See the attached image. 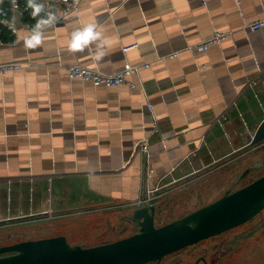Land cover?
<instances>
[{"label":"crops","instance_id":"0c3cea01","mask_svg":"<svg viewBox=\"0 0 264 264\" xmlns=\"http://www.w3.org/2000/svg\"><path fill=\"white\" fill-rule=\"evenodd\" d=\"M93 20L112 38L100 60L67 46ZM259 20L264 0H82L35 46L20 31L9 43L0 26V62L22 63L0 75V223L133 214L151 191L160 197L181 179L236 165L264 120V26H247ZM215 31L229 35L205 52L188 48ZM146 62L129 76L138 88L96 86L67 70ZM143 140L149 155L137 149Z\"/></svg>","mask_w":264,"mask_h":264},{"label":"rangeland","instance_id":"374dc122","mask_svg":"<svg viewBox=\"0 0 264 264\" xmlns=\"http://www.w3.org/2000/svg\"><path fill=\"white\" fill-rule=\"evenodd\" d=\"M249 152L236 165L221 167L209 175L186 177L174 183L176 188L173 190L165 188L164 193L153 201L157 207L156 225L179 219L219 199L228 190L234 191L262 176L264 167H255L238 182L246 169L263 161L264 142L253 146ZM113 213L102 211L56 220L0 223V247L56 235H65L72 245L93 246L132 235L134 225H127L124 220L131 217L132 212ZM126 225L128 230L121 235L119 231ZM202 258L209 264H264V210L243 225L169 255L160 264H196Z\"/></svg>","mask_w":264,"mask_h":264},{"label":"water","instance_id":"95a60500","mask_svg":"<svg viewBox=\"0 0 264 264\" xmlns=\"http://www.w3.org/2000/svg\"><path fill=\"white\" fill-rule=\"evenodd\" d=\"M264 142V120L252 145ZM264 160L246 169L238 182ZM157 207L134 210L132 235L93 246L72 245L65 235L26 239L0 247V264H146L243 225L264 210V174L219 199L167 224L157 226ZM194 223V227H189Z\"/></svg>","mask_w":264,"mask_h":264},{"label":"built area","instance_id":"2783aa9c","mask_svg":"<svg viewBox=\"0 0 264 264\" xmlns=\"http://www.w3.org/2000/svg\"><path fill=\"white\" fill-rule=\"evenodd\" d=\"M82 0H40L44 4V11H42L39 15L43 16L46 14L48 10L56 11L58 14V19L55 23L48 25L44 30L52 27H56L59 23H61L68 15L76 11ZM31 8L28 6V0H0V25L11 31L13 34V39L9 43L15 45L17 43V34L18 31H14L13 28L9 27V22L13 18L16 17V29H18V19L19 17L22 19L23 24L26 28H30L35 24L37 17H33L31 15ZM252 30H257L264 26V20L254 21L247 25ZM229 33L215 31L211 37L205 39L199 43L189 45L188 48L190 50H197L198 52H205L212 45L218 44L224 41L228 37ZM2 39L0 36V43H2ZM137 44L131 45L128 47H124V51H128L130 48L136 47ZM179 55V51H174L170 53V57H176ZM150 63H142V64H132L127 63L125 67L119 71H115L113 73L105 72L97 68L89 67L82 64H73L70 65L67 70L69 77L72 79H81L83 81H88L93 83L96 86H108L115 87L122 85L124 83H128L132 88H138L137 83L129 80L130 75L141 74L142 67H149ZM22 68V63L20 62H0V75H4L10 71L19 70ZM144 90V89H143ZM144 95L145 90L143 91ZM146 108L150 112L153 119V130L159 129V120L155 114L154 106L152 101L147 99ZM138 151L143 154L149 155L148 149V141L143 140L138 144ZM153 191L149 192L146 197H140L134 205L142 206L151 204L156 196H153ZM51 212V211H50ZM49 212V213H50Z\"/></svg>","mask_w":264,"mask_h":264},{"label":"clouds","instance_id":"9594fccd","mask_svg":"<svg viewBox=\"0 0 264 264\" xmlns=\"http://www.w3.org/2000/svg\"><path fill=\"white\" fill-rule=\"evenodd\" d=\"M28 6L31 8V15L37 17L36 22L30 28L24 30L16 29V17L13 16L9 22V27L14 31H20V35L27 46H35L43 40L44 29L46 26L55 23L59 18L56 11L48 10L45 15H39L44 11V4L40 0H28ZM111 37L105 34L104 25L100 21L93 20L81 26L74 28L67 42V46L71 50L84 49L89 47V52L96 60H100L107 53L108 46L111 44ZM92 42L95 51H92ZM194 223H190L189 227H194Z\"/></svg>","mask_w":264,"mask_h":264},{"label":"flooded vegetation","instance_id":"af4514ba","mask_svg":"<svg viewBox=\"0 0 264 264\" xmlns=\"http://www.w3.org/2000/svg\"><path fill=\"white\" fill-rule=\"evenodd\" d=\"M263 160H264V157H263ZM262 167V166H261ZM252 171V170H251ZM250 173V172H249ZM176 188V186H174V187H171V188H168V190H173V189H175ZM229 191V190H228ZM231 191V190H230ZM162 193H164V192H162ZM162 194L160 193V196H161ZM159 196H157L156 197V199L158 198ZM155 202H152L151 204H154ZM151 204H149V205H151ZM156 205V204H155ZM136 206V205H135ZM142 206H144V205H142ZM126 216H128V215H126ZM126 219V220H125ZM124 220H125V222H126V224L127 225H131V224H133L134 225V228H135V230L136 231H138V228L136 227V224H135V222H134V219H133V217H132V215H131V217H125L124 218ZM155 222H156V218H155ZM125 226V227H122L121 228V230L119 231L120 233H121V235L124 233V231H126V230H128L127 228H128V226ZM135 233V232H134ZM123 238V237H122ZM121 239V238H120ZM118 240V239H117ZM104 243V242H103ZM200 243V242H199ZM196 244H198V243H196ZM193 245H195V244H193ZM190 246H192V245H190ZM187 247H189V246H187ZM187 247H185V248H187ZM185 248H183V249H185ZM183 249H181V250H183ZM180 251V250H179ZM179 251H176V252H179ZM176 252H174V253H176ZM174 253H172V254H174ZM172 254H170V255H172ZM169 256V255H168ZM168 256H166V257H168ZM165 257V258H166ZM163 260H164V258H163ZM162 262V261H161ZM161 262H156V261H154V262H149V263H156V264H160ZM199 263H203V264H209L208 263V261L205 259V258H202V259H200L196 264H199ZM146 264H148V263H146Z\"/></svg>","mask_w":264,"mask_h":264},{"label":"trees","instance_id":"16d2710c","mask_svg":"<svg viewBox=\"0 0 264 264\" xmlns=\"http://www.w3.org/2000/svg\"><path fill=\"white\" fill-rule=\"evenodd\" d=\"M1 26V25H0Z\"/></svg>","mask_w":264,"mask_h":264}]
</instances>
